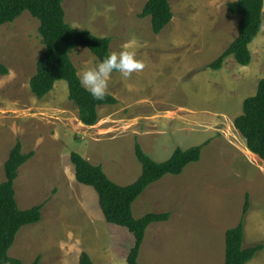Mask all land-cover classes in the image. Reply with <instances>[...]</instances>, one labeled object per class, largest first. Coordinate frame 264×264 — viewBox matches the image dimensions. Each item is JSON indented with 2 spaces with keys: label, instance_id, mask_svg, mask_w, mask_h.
I'll use <instances>...</instances> for the list:
<instances>
[{
  "label": "rangeland",
  "instance_id": "1",
  "mask_svg": "<svg viewBox=\"0 0 264 264\" xmlns=\"http://www.w3.org/2000/svg\"><path fill=\"white\" fill-rule=\"evenodd\" d=\"M235 1L170 0L173 21L155 35L151 18L139 16L147 0H66L72 28L111 38V52L130 44L145 64L130 77L111 75L107 94L119 103L100 107L92 127L80 122L67 82L43 99L31 91L45 49L40 22L26 11L0 27V61L9 69L0 75V183L20 141L23 153L35 156L19 170L16 198L23 210L44 205L43 220L19 231L10 257L79 264L87 252L94 264H127L134 237L108 222L96 191L76 181L71 154L126 186L142 173L137 142L157 162L177 148L204 145L199 162L166 175L134 203L137 219L171 213L147 229L139 264H224L225 235L239 224L246 195L244 247L264 242V161L250 153L234 123L264 79V16L249 66L231 56L222 69L209 68L238 37L241 18L227 9ZM72 59L78 72L99 61L86 47ZM247 264H264V250Z\"/></svg>",
  "mask_w": 264,
  "mask_h": 264
},
{
  "label": "trees",
  "instance_id": "2",
  "mask_svg": "<svg viewBox=\"0 0 264 264\" xmlns=\"http://www.w3.org/2000/svg\"><path fill=\"white\" fill-rule=\"evenodd\" d=\"M66 0H0V27L13 23L24 12H29L40 22L39 32L44 45V52L37 63L36 75L30 87L33 94L43 99L49 95L59 81L68 84L69 100L78 108L79 120L85 126H95L99 121L100 107L114 106L119 101L111 94L104 100H94L80 85L78 69L72 54L79 47H86L98 59L102 60L111 53V38L98 37L86 30L72 28L66 22L63 4ZM229 13L240 17L238 37L209 65L212 70L222 69L229 57H234L241 66L252 62L250 45L263 30L264 0H237L227 5ZM150 17L152 30L159 35L173 21L174 14L170 0H147L139 15ZM9 69L0 61V75L6 76ZM235 128L245 140L246 147L264 161V79L259 82L254 96L243 103V113L236 118ZM204 145L184 150L177 148L171 157L163 162L155 161L142 148L135 144V156L142 166V173L132 184L121 186L113 182L97 166L78 153L71 154L75 166L76 181L93 188L99 198V204L105 219L125 228L134 237V246L127 256V264H139L141 246L146 231L152 224L167 222L171 213H148L141 218L133 216V205L151 185L166 175L179 176L190 164L201 160ZM35 156V152L23 153L21 142H17L5 162V181L0 183V264H23L20 259L9 256L19 231L43 220L44 205L31 209L20 208L16 198L15 183L19 170ZM250 209V196L246 195L242 217L239 224L229 229L225 235L224 264H247L264 250V242L244 247V220ZM38 257L32 264H40ZM79 264H94L87 252H82Z\"/></svg>",
  "mask_w": 264,
  "mask_h": 264
},
{
  "label": "clouds",
  "instance_id": "3",
  "mask_svg": "<svg viewBox=\"0 0 264 264\" xmlns=\"http://www.w3.org/2000/svg\"><path fill=\"white\" fill-rule=\"evenodd\" d=\"M135 39V38H133ZM144 62L137 53L125 44L121 51L111 52L94 65L77 72L81 87L97 101L104 100L109 87V78L113 73L130 77L133 73L143 70Z\"/></svg>",
  "mask_w": 264,
  "mask_h": 264
},
{
  "label": "bare ground",
  "instance_id": "4",
  "mask_svg": "<svg viewBox=\"0 0 264 264\" xmlns=\"http://www.w3.org/2000/svg\"><path fill=\"white\" fill-rule=\"evenodd\" d=\"M251 153V152H250ZM252 155H254L253 153H251ZM255 157H257L256 155H254Z\"/></svg>",
  "mask_w": 264,
  "mask_h": 264
},
{
  "label": "crops",
  "instance_id": "5",
  "mask_svg": "<svg viewBox=\"0 0 264 264\" xmlns=\"http://www.w3.org/2000/svg\"><path fill=\"white\" fill-rule=\"evenodd\" d=\"M258 157V156H257ZM259 158V157H258ZM260 159V158H259Z\"/></svg>",
  "mask_w": 264,
  "mask_h": 264
}]
</instances>
